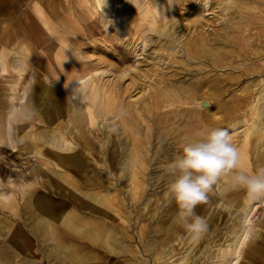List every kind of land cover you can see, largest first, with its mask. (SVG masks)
<instances>
[{
  "label": "rangeland",
  "instance_id": "obj_1",
  "mask_svg": "<svg viewBox=\"0 0 264 264\" xmlns=\"http://www.w3.org/2000/svg\"><path fill=\"white\" fill-rule=\"evenodd\" d=\"M106 1L102 10H96L93 0H0V264H60V241L66 245L70 244V239H74L76 245L88 240L101 243L92 240L94 237L88 228H97L96 233L100 235L110 232L122 244L124 251H108L103 255L99 253L101 249L85 248V251H90L86 263L181 264L182 255L189 254L192 260L185 264H217L220 259L226 264L231 252L237 248L236 253L240 255L236 254L239 255L236 264H264V200L255 201L256 206L248 213L244 221L247 224L244 223L241 215L248 206L241 203L247 196L244 190L232 186L230 174L222 176L208 193L207 202L195 209L196 214L207 221L208 230L204 234L194 239L178 222V207L174 201L168 203L167 193L168 186L175 179L169 165L181 154L182 146L174 131L175 125L164 126L163 119L157 123L152 116L172 108L201 109L199 97H195L203 90L208 92L209 96L205 98L209 104L208 110L205 113L201 111V115L205 118L216 114V118H220V126L213 127L212 123L207 126L228 129L232 143L236 147L243 146L246 123L252 119L264 121V58L245 54L250 51L244 52L251 47L249 45H257V41L248 42L252 38L246 39V48L235 51V61L228 64L226 59H222V66L211 65L206 58L188 57L187 52L204 47L208 55L212 54L219 45H227L226 40L234 35L232 30L237 24L243 27L242 34H254V28L245 26L250 20L261 22L264 32V0H247L245 7L242 4L245 0H241L244 1L242 3L238 0V5L231 4L230 0ZM114 16L118 18L114 19ZM116 23L123 30L116 27ZM163 25L166 34H157ZM184 28L189 30L184 33ZM188 40H191L192 47L187 46L186 50L182 45ZM160 42H166L170 48L159 45ZM73 46L78 49H69ZM80 54L89 56L83 58ZM68 56L87 61L91 68H127L130 73L122 80L119 97L122 106L126 105L124 109L136 117L137 135L145 143L146 170L141 176L142 191L137 197L140 200L129 198V179L127 174L122 177L120 171L130 149L131 140L128 141L130 138L124 133L128 129L125 130L118 117L111 113L106 114V119L96 117L91 126V154L75 148L73 157L81 161L76 167L77 172L74 168L69 171L57 168L50 173L48 147L43 137L51 136L56 127H52L49 121L45 122L47 115L41 109V100L35 108L24 109L26 94L23 92L30 81L41 90L54 86L58 75L49 72V65L54 66L53 63L59 61L61 66L54 68L66 69ZM105 72L102 76L99 73L101 78H114L113 72ZM202 80H206L207 85ZM209 80L212 83L216 81L215 85ZM181 85L189 88L194 96L191 95L187 104L158 105L155 108L156 88L165 87L183 97L187 93ZM213 85L216 89L212 88ZM137 96H142V99L136 100ZM146 105L151 107L150 114ZM254 106L258 107V115L253 113ZM21 110L24 112L17 114ZM64 120L67 121L68 117L65 116ZM195 123L194 132L196 125L200 127ZM254 129L246 145L251 164L249 168H241L248 173L256 171L253 160L259 143V128ZM68 137L71 138L70 135ZM114 146L118 150L114 160L116 165L110 169L108 153ZM37 168L43 169L45 175L39 178L35 174ZM104 199L108 200L109 207H98L96 202ZM130 200L132 204H129ZM44 206L54 211L47 213ZM71 215L75 218L71 219ZM243 225L248 226L238 240L240 247L234 246ZM165 239L171 241L163 248L162 259L155 261L150 248L157 244L158 248L164 246L160 242ZM222 251L227 252L225 257ZM82 252L77 251L80 255ZM170 253L173 255L168 258Z\"/></svg>",
  "mask_w": 264,
  "mask_h": 264
},
{
  "label": "bare ground",
  "instance_id": "obj_2",
  "mask_svg": "<svg viewBox=\"0 0 264 264\" xmlns=\"http://www.w3.org/2000/svg\"><path fill=\"white\" fill-rule=\"evenodd\" d=\"M93 1L95 3L94 7H95L96 10H102V8H104L103 6H104L106 0H93ZM127 1L128 0H125V2H127ZM246 1L247 0H245V2L242 1V2H244V3H242L241 0H240V2L243 5L246 3ZM230 2H231V4H236V5H238L237 3H239L238 0H230ZM167 3H168V1H167ZM48 5L50 6L51 3L49 2ZM248 5L249 4H247V6ZM244 7H245V5H244ZM251 7H253V6H251ZM245 11H247V10H245ZM248 12H249V10H248ZM253 13H254V11H253ZM112 14H110V15H112ZM257 14L259 15V13H257ZM108 17H109V15H108ZM115 17L116 16H114V19H115ZM252 17H253V15L251 16V18ZM116 18H118V17H116ZM249 18H250V16H249ZM181 20L182 19H180V21ZM184 21H182V22H184ZM247 24L248 25L245 24V26L248 29H252V28L255 29L254 34H249V33H243L242 34L241 31H242L243 27L242 26H239L237 24L236 27L233 26L234 28H233L232 31H233L234 35L229 36L228 40H226V42H228L227 45H221V46L219 45V47L216 48V50H214L213 53L210 54V55H208V53L205 50H203L204 47H202V49H196L195 48V49H191L190 50V48L192 47V46H190V45H192V44H190L191 40H188L187 44L186 43H183L182 48L184 47L186 49L187 46L190 47V48L188 47V49L190 50L191 53H188L187 52V56L188 57H193V58L199 57V58H202V59L203 58H206L208 61H210L211 65H218V64H220L222 66L223 65V63L221 62L222 59H226L227 62H228V64H229L230 61H233L234 60L233 59V55H235L234 54L235 51L236 50L238 51L240 49L246 48V46H247L245 44L246 39L252 38V39H249L247 41L248 42L257 41V45H255V46L254 45H249L251 47L250 48L247 47V50H245L244 52L250 51V52H246L245 54L247 55V53L248 54L251 53L255 57H261V59H262V58H264V32L261 30V29H263V25H262L261 22H259V21L257 22V21H254V20H250L249 23H247ZM115 25H116V27H119L120 24L116 23ZM163 27H164V25L161 28H159V30L156 33L157 34L159 33L161 35H165L166 33L163 31ZM114 29H115V27H114ZM120 30H123V28L122 29L120 28ZM187 30H189V29L184 28V30H183L184 33L187 32ZM175 32H177V31H175ZM180 32H181V30H180ZM178 36H179V34H178ZM156 38H158V37H156ZM145 41H146V39H144V43H145ZM168 41L170 42L171 40H168ZM155 43H156V39H155ZM95 44H96V42H95ZM158 44L159 45H163L166 48H170V45H167L166 42H160ZM69 49L75 50V49H78V47L73 46L71 48L69 47ZM127 51H128V49H127ZM237 51H236V53H237ZM241 51H243V50H241ZM80 55H81V57L85 58V56L87 54L85 56L83 54H80ZM207 55L209 57H207ZM87 56H89V55H87ZM250 57H252V56L250 55ZM143 58H145V57H143ZM235 58H236V55H235ZM149 59H151V58H149ZM48 62H52V61H48ZM66 62H67V68L66 69L63 68L61 70L56 69L57 67L61 66V64L59 63V61H57V63H53L54 66L49 65L50 66V71L49 72L56 73V75H58L57 76V81H55L54 86H52V87L47 86L46 89L41 90L39 88H36L34 84H31V81H30V84H29L28 88H26V90L23 92V94H26V98H25V101H24V104H26V106H25L24 109H28V108H32L33 109V108H35V106L37 105L38 101L41 100L42 101L41 109L43 111H45L46 112V115H47V117L45 116V122H48L49 121V123L52 125V127H56V130L53 131V133H51V136H48L47 138L43 137L45 139V143L47 144V147H48V152H47V155H48L47 156V159L48 160H47V163H48V165L51 166L50 173H53L54 172L53 170H56L57 168H62L63 171H69L71 168H74L75 171L77 172L78 170L76 169V167H77V165L80 164L81 161L77 157H73V152L75 151V148L79 147L80 149L86 150L85 152L87 154L88 153L91 154L90 151H89V149H92L93 148V146L90 145V139H89V133L91 131H93V129L91 130V126L95 122V118L96 117H100V118L106 119L107 118L106 117V114H110L111 113L112 116H115V117L117 116L118 117V120H119L120 125L125 130L128 129V132L127 131H124V133L130 138V139H128V141L131 140V142L129 143L130 145H128V146H130V149L128 150V154L126 155L127 158H125L126 159L125 164L123 166H121V165H119V166H121L120 171L122 172V175L121 174L120 175L123 177V176H125L127 174L128 179H129V184L128 185L130 186V188L127 187V188H129L128 189L129 191H127V192L128 193L130 192V195H131V197H129V198H131V200H135L137 197H139L138 195L142 191L143 179H141L142 178L141 176L144 175V171L146 170L145 169L146 168V157H145L146 156V150L144 148V146H145L144 144L145 143L142 142L141 137H138V135H137L138 134V130L136 129V127L138 126V121H137L136 117L131 112L127 111V109H124L126 107V105H125V107L122 106L123 103L121 101V97H119V92L121 91L120 86H121L122 80L125 78V76H129L130 73H128V71L126 70L127 68L113 69V68H110V67H101V66H98L97 68H94V67L91 68L90 65H88V62L87 61H85V60L84 61L83 60H77L75 58V56H68V61H66ZM95 64H96V62H95ZM231 64H233V62ZM248 65H250V64H248ZM54 67H56V68H54ZM132 69L134 71H137V68L136 67H132ZM105 71H108L109 73H110V71L113 72V75L112 76L114 78L111 79V80L110 79L109 80H106V79L101 78L102 74ZM237 72H239V71H237ZM99 73L101 74V76L99 75ZM234 74L232 73V75H234ZM139 75L141 76V74H139ZM242 75H243V73H242ZM196 78H194V79L197 80ZM206 78L207 77H205V79ZM214 80L215 79H213V81ZM202 81H205L206 83L205 82L204 83H205V85H207V81L206 80H202ZM171 83H170V85H171ZM173 83H175V82H173ZM182 83H184V82H182ZM214 83L211 82V84H214ZM214 85H213L212 88H214ZM200 86H201V84H199L198 87L200 88ZM209 86H212V85H209ZM260 87L261 86H259V88ZM181 89L182 90H185L186 93H187L183 97L177 96L176 93H174V92H172L170 90L165 89V87L159 88L158 90L156 88V91L157 92H156V94H154L155 108L159 107L158 105H164V106L165 105H167V106L168 105L169 106L170 105H172V106H179V104H185V103L187 104L188 100L191 98V95H192L191 93L192 92L190 91L189 88H186L185 86H182V85H181ZM207 89H209V88H207ZM214 89H216V88H214ZM126 90H128V89H126ZM217 90H218V86H217ZM188 91H190V92L188 93ZM199 91H200V89H199ZM122 92H124V91H122ZM240 92H243V89H241ZM196 93H198V91ZM196 93H194V94H196ZM206 93H208V92H206ZM206 93H205V91L202 90L201 94L198 93L200 95L196 94V97L195 98L199 97L198 98V104H199V107L201 108V109H199L197 111L194 110V109L193 110H190V109H182L183 107L181 109L180 108H178V109H173L172 108V109L165 110L163 113H160V112L153 113L152 114L153 119L157 123L161 122L162 119H163V121L165 123L164 126H172V125H175L174 131L177 133V137H178L179 143L181 142V144H180L181 146H183V145H185V144H187L189 142L195 141L197 139H200V138L204 137L207 134V132L209 130H211L213 127L220 126L218 124L219 121H220V118L219 119L216 118V116H215L216 114H212V115H209V116L203 118V116L200 113L201 111H202V113H205V110H208L209 101L206 99V98H208V97H206V95H208ZM210 93H211V91H210ZM214 93H217V92H214ZM124 95H125V92H124ZM247 95H249V94H247ZM241 96H244V95H241ZM141 99H142V96H141V98H140V96H137L136 97V100H139L140 101ZM236 101H238V100H236ZM249 103H251V102H249ZM218 105L221 106L220 103ZM218 105H217V108H219ZM145 108L146 109L147 108L149 109V111L148 110L147 111H148V114H150L151 107H149V106L147 107V105H146ZM121 109H124V113L123 114L120 111ZM253 111H254L253 112L254 114H257L258 115V107L254 106ZM23 112L24 111L21 110L17 114L20 115ZM65 116L68 117V120L67 121L64 120V117ZM162 116H164V118ZM192 118L194 119L193 121H192ZM194 121L196 123L200 124V127L199 128L196 125V127H197L196 132H194V128L195 127L193 128ZM203 121H206V123L202 124ZM258 121H256L255 119H252L250 122L246 123L247 128H246V130L244 132V138L245 139L243 141V146H241V147L240 146H237V148L239 149V153H240L239 168H249V165L251 164L250 163V155L247 154L246 145L248 144L249 136L252 135L250 133L255 132L254 127H256V129H257V127L259 128V129H257L258 132H259L258 133L259 134L258 135L259 143H258V145H257V147L255 149V157H254V160H253L254 161V164H255L254 169L257 170L259 168L264 167V121H261V120H258ZM211 123H212L213 127L210 128V126H211L210 124ZM104 124H106V123H104ZM112 125H114V124H112ZM207 125H210V126H207ZM232 125H234V124H231L230 126H232ZM94 131H95V128H94ZM55 132H56V134H55ZM69 135L71 136L70 139L68 137ZM171 135H173V134L171 133ZM125 139H126V137H125ZM128 141L125 140V142H128ZM41 142H43V141H41ZM122 142H124V140ZM108 145H109V143H108ZM112 148H113V150L108 153V154H110V157H109V159H110L109 160V167H110V169L113 168L114 164L116 165V163H115L114 160L117 157V153H118V150H117V147L116 146H114ZM90 160H91V158H90ZM104 163H107V162L104 161ZM78 167H80V166H78ZM116 169H118V168H116ZM147 169H148V167H147ZM251 170H250V172H252ZM155 172H157V171H155ZM35 174L39 178L42 177L43 175H45L44 172H43V169H41V168H37L35 170ZM120 177L118 179H120ZM113 178H115V177H113ZM121 179L124 180L123 178H121ZM111 187H114V186L111 185ZM122 189H125V188H122ZM125 191H126V189H125ZM121 192H123L124 195H125V192L124 191H121ZM166 192H167V190H166ZM155 193H156V191H155ZM140 199H138V200H140ZM131 200H130L129 204L130 203L132 204ZM243 201L244 202L241 203V204H243L245 206L246 205L248 206V210H246L245 213L243 212L244 214L241 215L242 216L241 219H243V222H244V221L247 220L248 213H250L251 209L256 206L255 205L256 202L255 203L254 202H250L247 199H244ZM120 202H122V201H120ZM240 202H242V200ZM96 203H97V206L98 207H102V206L103 207H106V208L109 207V202L106 199H104L103 201H100V202H96ZM63 207H64V205H62L61 209H63ZM65 208H66V205H65ZM123 208H124V205H123ZM242 208L244 209V207H242ZM43 209L44 210H47V213L54 211L51 207H45L44 206ZM142 209H144V207ZM44 210H43V212H44ZM128 212H130V210ZM238 216H240V215L238 214ZM73 218H75L74 215H71V219H73ZM99 219H101V218H99ZM236 220H238V219H236ZM244 223H246V222H244ZM263 224H264V222H263ZM65 225H67V224H65ZM246 226H248V225H246ZM246 226L243 225V228L241 230V234H239L238 236H236L237 238H236V240L234 242V246L237 245L238 240H240L239 238L241 237L240 235H242L243 232L246 230ZM96 229L95 228H91V229L88 228L87 230H89V232L93 235L94 238H92V240H99V242H101L99 244H97L95 241L88 240L87 242L86 241H84V243L80 242V243H78L76 245L74 239H70V241H69L70 244L67 243V245H66L62 241H60L59 242L60 264H85L86 263V259L87 258L88 259L90 258V251H85L84 250L85 248L99 249V250L101 249L99 253L100 254H103V255H105L104 253L105 252L107 253L108 251H117V252L122 251V244H120V242L117 241L116 238H113L111 236L110 232L106 233L105 235H100V233H96ZM247 232H248V230H247ZM173 235H176V232ZM128 236H130V235H128ZM198 238H196V239H198ZM231 240H233V239H231ZM242 240L244 242V238L243 239L241 238V241ZM170 241H171V239H165L163 242H160V245H164V246H161L160 248H158L159 247L158 244L156 246H154V245L151 246L150 250H152V253L154 254L153 255L154 256L153 258L155 259V261L158 260V259H162V254L164 252L163 248L165 246H167L166 243H170ZM237 246H239V245H237ZM232 248L234 249L233 246H232ZM236 249L231 252L232 254L230 253L231 256H230V254L228 255V256H230V258H229V260H228V262L226 264H236V261H237L236 260V257L238 259V256L240 255L239 253H236V251H237ZM33 251H35V250H33ZM77 251H83L82 252V255H80L81 253L78 254ZM171 251H173V250L171 249ZM224 251H222V255L225 257V254H227V252H224ZM236 254H239V255L237 256ZM172 255L173 254L170 253L169 256H168V258H170V256H172ZM164 257H163V259H164ZM181 258H182V262H183L181 264H185V263H188V260L191 259V256L189 254H183ZM86 264H92V263L89 262V263H86ZM132 264H133V262H132ZM173 264H175V263H173ZM217 264H224V262L222 261V259H220Z\"/></svg>",
  "mask_w": 264,
  "mask_h": 264
},
{
  "label": "clouds",
  "instance_id": "obj_3",
  "mask_svg": "<svg viewBox=\"0 0 264 264\" xmlns=\"http://www.w3.org/2000/svg\"><path fill=\"white\" fill-rule=\"evenodd\" d=\"M120 111L124 113V109ZM239 161L230 131L213 128L183 145L181 154L169 165L175 179L168 186V203H176L177 220L194 239L208 230L207 221L195 209L207 202L208 193L225 174L231 175L232 186L244 190L250 202L264 200V167L248 173L239 168Z\"/></svg>",
  "mask_w": 264,
  "mask_h": 264
}]
</instances>
